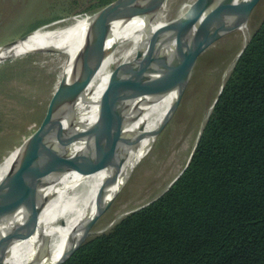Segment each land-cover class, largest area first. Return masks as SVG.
<instances>
[{"label":"trees","instance_id":"1","mask_svg":"<svg viewBox=\"0 0 264 264\" xmlns=\"http://www.w3.org/2000/svg\"><path fill=\"white\" fill-rule=\"evenodd\" d=\"M62 264H264V18L179 177Z\"/></svg>","mask_w":264,"mask_h":264},{"label":"bare ground","instance_id":"2","mask_svg":"<svg viewBox=\"0 0 264 264\" xmlns=\"http://www.w3.org/2000/svg\"><path fill=\"white\" fill-rule=\"evenodd\" d=\"M226 1L189 0L183 14L191 6L205 4L206 10L217 9ZM166 2L167 0H164L159 10L152 15L134 16L126 21H117L112 26L106 35V47L113 46L93 66L85 90L62 113L59 119L60 126H65L67 119L64 118L71 110H79L78 116L73 118L77 129H82L102 115L113 90L130 74L141 47L146 45L148 35L166 21ZM90 20V14L84 13L44 25L22 38L0 46V61L15 54L35 50L64 53L65 58L61 63L51 100L61 77L64 73L68 74L73 59L83 44ZM247 20L235 25L231 31L239 30L246 36ZM136 25L137 27L133 28ZM164 51L173 56L174 43L170 42ZM229 69L230 67H227L223 79L227 77ZM185 78L186 74L163 75L157 81L156 93L151 96L150 103L143 105L141 114L125 129L129 134L138 133L130 142L116 146L100 145L92 147L88 152L85 150V141L73 143L70 149L72 155L79 152H85L86 155L80 159L70 160L61 173H50L44 177V180L48 178L49 180L39 189L41 212L36 230L32 231L28 224L24 225L21 235L9 247L0 264H31L35 257L39 264H54L81 238L85 222L102 205L113 199L132 168L151 148L155 131L171 113L184 82H187L185 88L188 84L190 77L188 80ZM128 105L129 99L124 100L121 105L123 113L127 111ZM208 116L207 111L205 120ZM204 124L203 121L202 127ZM30 139L31 135L20 146L10 150L0 161V187L9 173L22 161ZM51 145L56 148L54 140L51 141ZM20 218L21 210L17 211V219ZM40 240L42 244L39 245Z\"/></svg>","mask_w":264,"mask_h":264},{"label":"water","instance_id":"3","mask_svg":"<svg viewBox=\"0 0 264 264\" xmlns=\"http://www.w3.org/2000/svg\"><path fill=\"white\" fill-rule=\"evenodd\" d=\"M163 1L112 0L90 15L91 20L83 44L75 55L68 74L64 73L61 77L41 125L31 134L22 161L9 173L0 187V260L19 238L24 225L28 224L32 231L36 230L41 212L39 189L49 180V178L44 180V177L50 173H61L70 160L80 159L86 155L85 152L72 155L70 149L73 143L85 141V150L88 152L92 147L116 146L134 139L138 133L129 134L125 129L141 114L143 105L150 103L151 96L156 93L157 81L163 75L178 74H186L185 79L188 80L197 58L235 25L248 19L252 9L259 2V0H227L219 8L207 10L205 4H200L191 6L177 18L165 21L148 35L146 45L141 47L130 74L113 90L102 115L82 129H77L73 118L78 116L79 110H71L65 118L63 117L64 120L67 119L65 126H60L59 119L62 113L85 90L93 66L113 46L106 47V35L112 26L117 21H126L134 16L152 15L159 10ZM170 42L174 43L173 56H169L164 51ZM246 45L247 43L238 52L234 63ZM186 83L185 81L171 113L160 124L155 134L174 113ZM223 85L224 82L212 103L211 110ZM126 99H129V105L127 111L123 113L121 105ZM202 128L185 166L164 191L187 167ZM52 140L55 141L56 148L52 147ZM110 202L102 205L85 222L81 238L54 264L64 263L91 235V226ZM19 210H21V218L17 219ZM40 244L42 240L39 241ZM31 264H39L36 257Z\"/></svg>","mask_w":264,"mask_h":264},{"label":"rangeland","instance_id":"4","mask_svg":"<svg viewBox=\"0 0 264 264\" xmlns=\"http://www.w3.org/2000/svg\"><path fill=\"white\" fill-rule=\"evenodd\" d=\"M96 1L0 0V46L53 21L77 14L91 15L98 9L92 8ZM188 2L167 0L165 20L181 16ZM263 18L264 0H259L248 17L246 36L239 30L226 33L197 58L174 113L155 134L151 148L135 164L125 183L95 220L89 237L109 230L130 211L155 199L185 166L202 122L206 121L205 115L207 111L209 115L220 86L227 78L223 79L227 67H230L229 75L238 51ZM7 58L0 61V161L41 125L65 54L35 50Z\"/></svg>","mask_w":264,"mask_h":264}]
</instances>
